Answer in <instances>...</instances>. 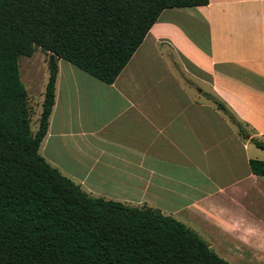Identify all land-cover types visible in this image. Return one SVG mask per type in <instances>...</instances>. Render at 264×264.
Instances as JSON below:
<instances>
[{"label": "crops", "instance_id": "0c3cea01", "mask_svg": "<svg viewBox=\"0 0 264 264\" xmlns=\"http://www.w3.org/2000/svg\"><path fill=\"white\" fill-rule=\"evenodd\" d=\"M57 66L39 146L49 164L91 196L157 209L198 234L264 239V176L248 155L264 137V0L163 10L111 84Z\"/></svg>", "mask_w": 264, "mask_h": 264}, {"label": "trees", "instance_id": "16d2710c", "mask_svg": "<svg viewBox=\"0 0 264 264\" xmlns=\"http://www.w3.org/2000/svg\"><path fill=\"white\" fill-rule=\"evenodd\" d=\"M208 3L0 0V264H229L181 221L91 196L39 153L59 59L111 84L163 10ZM37 48L49 54L48 80L33 132L19 60ZM211 98L243 133L225 104ZM250 168L264 176V160L251 159Z\"/></svg>", "mask_w": 264, "mask_h": 264}, {"label": "rangeland", "instance_id": "374dc122", "mask_svg": "<svg viewBox=\"0 0 264 264\" xmlns=\"http://www.w3.org/2000/svg\"><path fill=\"white\" fill-rule=\"evenodd\" d=\"M48 55V53L37 48L31 57L21 56L19 60L20 78L28 93L30 126L33 132L36 131L38 126L44 89L48 80ZM225 106L227 107L226 104ZM219 110L224 113L221 109ZM229 111L236 116L230 108ZM239 124L244 132H250L247 126L242 123ZM258 141L264 145V137L258 138ZM248 155L264 160V148L258 147L251 141L249 143ZM251 211L253 212V210ZM260 216H262L263 219L261 220L264 222V212ZM259 225L264 229L262 222ZM199 235L210 245L216 254L227 260L229 264H264V239L231 241L215 239L213 238L214 234L207 232Z\"/></svg>", "mask_w": 264, "mask_h": 264}]
</instances>
